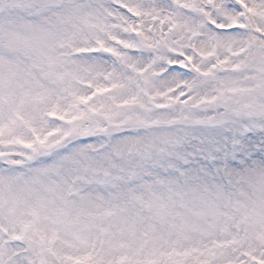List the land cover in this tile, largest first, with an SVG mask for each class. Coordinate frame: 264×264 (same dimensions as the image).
Masks as SVG:
<instances>
[{
	"label": "snow or ice",
	"instance_id": "1",
	"mask_svg": "<svg viewBox=\"0 0 264 264\" xmlns=\"http://www.w3.org/2000/svg\"><path fill=\"white\" fill-rule=\"evenodd\" d=\"M0 264H264V0H0Z\"/></svg>",
	"mask_w": 264,
	"mask_h": 264
}]
</instances>
